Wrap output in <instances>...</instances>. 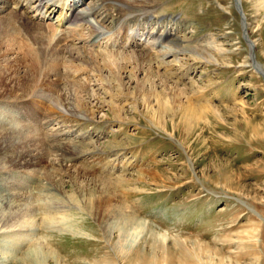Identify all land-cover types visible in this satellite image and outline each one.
Wrapping results in <instances>:
<instances>
[{"label":"rangeland","instance_id":"rangeland-1","mask_svg":"<svg viewBox=\"0 0 264 264\" xmlns=\"http://www.w3.org/2000/svg\"><path fill=\"white\" fill-rule=\"evenodd\" d=\"M156 2L111 1L128 20L147 17L150 27L157 20L150 34L167 29L194 40L190 48L197 52L180 48L175 34L157 42L148 36L127 52H108L148 57L141 69L150 75L131 59L118 61L117 80L99 63H82V51H99L88 39V25L82 27L87 23L53 31L62 36L58 46L71 51L73 58L65 52L32 61L28 51L37 43L27 36L36 31L14 24L21 50L11 44L15 53L0 61L5 71L0 79L12 76L5 84L15 83L0 90V131L36 128L35 140L46 150L44 160L61 162L63 168L56 165L48 175L46 165L19 168L8 157L0 159V198L33 192L32 218L10 219L0 226V264H18L39 244L59 260L47 264H137L135 250L163 260L159 264H264V0ZM135 8L143 10L132 13ZM98 15L90 24H101L102 31L112 28L116 13L105 19L103 10ZM45 24L41 27L46 31L54 29ZM8 48L3 42L0 56L8 54ZM207 49H219L212 61L199 54ZM19 55L31 68L27 83L15 74H27ZM138 86L143 89L138 91ZM57 93L64 95L66 105L55 98L45 100ZM157 97H174L177 103L168 106H178L180 112L175 108L156 121ZM189 100L212 107L220 117L205 111L207 115L189 124L188 132L179 119ZM28 105L36 109L33 115ZM97 186L109 188L144 230L136 225L125 230L113 220L104 226L96 216L67 203L82 188ZM124 234L133 239L131 252L120 255L116 246Z\"/></svg>","mask_w":264,"mask_h":264},{"label":"bare ground","instance_id":"bare-ground-1","mask_svg":"<svg viewBox=\"0 0 264 264\" xmlns=\"http://www.w3.org/2000/svg\"><path fill=\"white\" fill-rule=\"evenodd\" d=\"M5 1H6V4L4 5V7L3 6L0 7V14L2 13L1 18L4 20V21L0 22V45H2L3 42L6 43V46L9 47L8 48L9 52L7 51L8 54H4L3 56H0V61L6 62V61H8L10 59L9 58V54L11 52H13V50H10V45L11 44H14V46L17 45V49H16L17 51H18V49L21 50V48H18V44H17V37H19V30H18V32H15V25L14 24H16L18 29L19 28H24V29H27V30L34 29L36 31L35 34L27 36V38L30 41L35 39V41L37 43L36 49L34 48V49H32V51H28V53L31 54L30 58H31L32 61H37V60L40 61V60H44V59H46L48 57H50V58H52V57H60V54L65 53V52L70 57L73 58V54H71V51L69 52V51H67V48H64L62 46H58L60 44L58 42L61 41L60 38H62V36L59 37L57 32L55 33L53 31L54 30L57 31L58 30L57 28H59V26L61 24H63V22L65 24H74V23L80 22L81 14H78L76 12V8L73 11V10H71V6H69L67 8H64V6L62 5V7H60L59 14L57 15L58 18H59V20L57 22L58 23V27L54 26L56 29H52L51 27L48 26L50 28V30L46 31L45 28L41 27V25H43V24H41L33 16L29 15L28 9L24 5V2H27L28 5L27 4L26 5L29 8H31V0H5ZM111 1H113V3H114V1L118 2V0H97L95 3H93L92 5L89 6V10L91 12H93L94 14H96L97 17H98L99 11L103 10V12L106 13V16L104 17V19L107 18V17H110V15H113V13H116V15L114 17L115 19L113 18L114 19L113 23L117 24L118 22L122 21V19H123L122 15L123 14L120 13L121 12L120 11L121 8L119 10L118 9L119 7L117 5H114L113 3H111ZM152 1H155V4L157 3L156 2L157 0H152ZM7 2L8 3L9 2L13 3V7L8 6ZM110 5H111V7H110ZM36 6H37V8L40 6L39 5V0H36ZM60 6H61V3H60ZM17 8H18V10H17ZM148 8H152V10L154 9L153 7H147V9ZM55 9H56L55 6L48 7L46 9V13L51 15V14H53L55 12ZM97 9H99L98 12H97ZM143 9H145V7ZM143 9L135 8L134 10H132V13L133 12L135 13V12L143 10ZM20 10H22V12H20ZM124 14L126 15L125 12H124ZM137 19L138 18L132 19V20H130V22H136ZM85 23H88V22L86 21V22H84V24ZM65 24H63V25H65ZM43 26H45V25H43ZM125 29L121 28V31L125 30ZM27 30H26V33H27ZM40 31H45V32L40 33ZM90 32L91 33H95L96 32L97 33L96 34L97 37H100V36L104 35V34L98 32L97 29L92 28V27H90ZM169 34L171 36H174V34H175L174 37H177L176 33L173 34L171 31H166V36H168ZM65 37L69 38L66 35H65ZM66 38L63 39V40L65 41ZM52 40L54 41L53 44L51 43ZM174 42L179 44V47L182 48L183 50H187V52L188 51L197 52L196 48H194V49L190 48V47H192L193 43L195 42L192 39H189V38H186L185 36H183L181 38H178V37L175 38ZM172 43H173V41H172ZM249 43L250 42L248 41V44ZM12 47L13 46H11V49H12ZM69 47H70V45H69ZM218 50L215 49L214 52H213V51L207 49V50H203V51L199 52V54L202 57L206 56V58H208L209 60L212 61L213 60V56L215 55V53H216V55H218ZM15 51L13 53H15ZM86 51H89V50H86ZM179 51H180V49H179ZM85 52L82 51V53H81V55H82L81 60L82 61L81 60L80 61L82 63H85V65L89 66V67H93L97 63H99L100 68H106L107 67L108 70H109L108 72H109V75H110L111 79H116L117 78L116 71L120 70L119 64H121L120 62H118L119 60H121V61L124 60V61L128 62V60L131 59V61L136 64V67H137V65L140 66V71L141 72H143V70L145 71V69L143 68L144 66H142V69H141V65L144 64L145 66H147V62H148V60H147L148 57L146 58V56L144 57L143 55L137 54V53H132V54H117V53L102 54L100 52H97L95 55H93V54H87ZM18 58H19L20 61L18 60ZM18 58H16V60H18V63H20V64L25 66V68L27 70V74L21 76V74H25L24 71H21L20 72L21 74L20 73L17 74L15 72L14 73L19 76L18 80L24 78V80L27 83V82H29L31 80L29 77H27L29 74H31V68L27 69V67H26L27 64L25 63L26 59L22 58L20 55L18 56ZM39 66H40V64H39ZM51 67L55 68L56 65H51ZM148 67H149V65H148ZM121 68H123V67L121 66ZM134 68H135V66H134ZM3 69L0 68V77L5 74V71ZM146 72L147 71H145L143 73H146ZM153 72H154V70H153ZM100 76H102V75H100ZM11 77L12 76H8L6 78H3L2 80L0 79V90L4 89L6 87L10 88V89L12 88V86L15 83L11 82L10 85H6L5 84V81L7 80V78H11ZM55 77L58 79L59 76L55 75ZM73 78H74V76H73ZM65 83H67V82H65ZM138 89H139L138 91H141L140 89H143V87H139L138 86ZM175 91H177V90H175ZM178 92L180 93V91H178ZM159 97H160V95H159ZM168 97H170V95H168ZM171 97H172V93H171ZM54 98H55L54 102L60 104V106H61V104L66 105V103H65L66 99H65L64 95L61 96V95H58V93H57V94H49V95L45 96V100H51V99H54ZM155 100H156L155 104H157V107H158L157 108L158 110H157V113H156L157 116H158V118H156V121H158V122L162 121V119H163V117H164V115L166 113L167 114L170 113V112L174 113L175 112L174 111L175 108L176 107L178 108V106H175L174 110L171 109L172 105L177 103V101L174 100V97L173 98H169V99H166V97H165V99H161V98L157 97V98H155ZM189 102H190V100H189ZM170 103L172 104L171 107L168 106ZM84 105H86V104H84ZM27 107H28L29 113H31L30 115H33L36 112V109L32 108V106L28 105ZM177 108H176V110H177ZM181 108H182L181 109L182 116H181V118L179 120L181 121L180 123H182V125L185 128H187L188 132H189L188 126H190L189 124H193V123L199 121L202 118L201 117L202 114L203 115L206 114L205 111L206 112L210 111L211 113L213 112V113H215L216 116H219V112L218 111H216L212 107L207 106L205 104H194V103L191 104V102H190L188 105L186 103V105L181 107ZM201 108H202V110H201ZM177 111H179V110H177ZM208 114H209V112H208ZM74 115H76V114H74ZM117 115H119V114H117ZM81 117L85 118V115L81 116ZM0 128H2V126H0ZM34 129L36 130V128H34ZM35 130H33L32 128H29L27 126H25L23 128H20L18 131H15L14 129L8 130V131H2L1 130L0 131V159H4L5 158L6 161H7L6 157H8L9 158L8 162L11 165H13L15 167H19V168L20 167H24V166H28V167H31V168L32 167L36 168V167H39L40 165H42V166L46 165L48 167L46 173L49 175L50 172H48V171H50V169L52 167L56 166L57 164L54 165V163L51 164V163H48V162H46L44 160L45 151L46 150L44 151V145L42 144V142L40 140H38V141L35 140V137H36L35 133H34ZM64 154L65 153H63V155ZM62 157H65V156H62ZM57 161H58V159H57ZM62 164L63 163L60 162L59 165H57V168L58 169L61 168L63 166ZM40 168H42V167H39V169ZM63 171H65V170H63ZM63 171H61V172H63ZM36 174H38V173H36ZM41 184H42V182H41ZM106 184H104V187H105ZM1 187H3V186H1ZM27 188H29V187H27ZM4 190H6V188L3 189V191ZM28 193H30V192H27L26 193L27 195H24V196L22 194H19V193L18 194L10 193L9 196H5V197L3 196V197L0 198V226L8 223L9 221H11L13 219H16V220L20 219V218L21 219L22 218L26 219V217H28V218L31 217L32 218L33 212H32V207H31L32 203L31 202H32V198H33V194H32L33 192L31 194H28ZM77 193L79 195H75L76 198L73 199L72 201H67V203H70L69 205L73 204L74 207L76 206L77 208L84 209L87 213H89V214H91L93 216H96L97 218H99V220H101L102 223H104V226L108 227V225L110 224L109 221L113 220V222L115 221L116 224L119 223L120 227L122 229L124 228L125 230L128 229V227L135 226V225H136V229L138 231L144 230V228L141 225V223L138 222V221L136 222L135 217L126 208V206L124 204H123L124 206L121 205V203H119L117 201L118 199L116 200L113 197V195L111 193V190L109 188L100 189L98 186L95 189H92V190L91 189L83 190V188H82L81 191H79ZM80 195L83 198L82 200L78 199V197ZM22 201H24L25 203L21 204V203H23ZM68 208H70V206ZM28 220H30V219H28ZM23 222H25V220ZM23 222H21V223L23 224ZM14 225H16V224L14 223ZM143 225H144V223H143ZM128 236L129 235H127V234H124V236H121L122 238H121L120 241L123 242V243L119 244L118 246H116L117 251H118V253L120 255H126V253L128 251L131 252V249H128V247L131 246L130 244L132 243L133 239L131 237H128ZM135 252H136V254L134 256L136 257V260H137V262L139 264H159L160 262L163 261V260L162 261H158V259H156L153 256L151 258L150 257L146 258L144 256V252L141 251V250L140 251L135 250ZM137 254H138V256H137ZM50 259L53 260V261L55 260L56 263L59 262L58 258H53L52 255H50L49 250L44 245L39 244L38 248L33 247V248L29 249L26 252V254L23 256V258L20 259V262L18 264H47L48 260H50ZM1 260H5L6 261L5 258H2ZM136 260H135L134 263H136Z\"/></svg>","mask_w":264,"mask_h":264}]
</instances>
